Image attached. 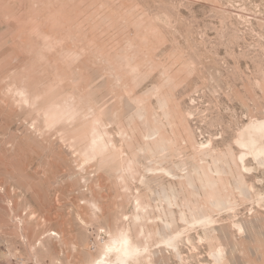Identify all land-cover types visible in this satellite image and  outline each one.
Segmentation results:
<instances>
[{
    "label": "rangeland",
    "instance_id": "374dc122",
    "mask_svg": "<svg viewBox=\"0 0 264 264\" xmlns=\"http://www.w3.org/2000/svg\"><path fill=\"white\" fill-rule=\"evenodd\" d=\"M260 147L264 0H0V264H264Z\"/></svg>",
    "mask_w": 264,
    "mask_h": 264
},
{
    "label": "bare ground",
    "instance_id": "6f19581e",
    "mask_svg": "<svg viewBox=\"0 0 264 264\" xmlns=\"http://www.w3.org/2000/svg\"><path fill=\"white\" fill-rule=\"evenodd\" d=\"M258 139V138H257ZM248 142V141H247ZM252 142V141H251ZM255 143V142H254ZM252 144V143H251ZM262 144V142H261ZM242 145V144H241ZM256 145V144H255ZM254 145H252L253 147ZM262 146V145H261ZM256 148V147H255ZM259 148V147H258ZM257 148V149H258ZM261 148V147H260ZM264 148V147H263ZM261 148L262 150H259L257 153L260 154V153H264V149ZM128 237H121V238H118V240L123 243V244H126L128 243ZM117 241V240H116ZM112 247L110 244L108 245V248ZM124 251L126 252L127 251V248L125 247L124 248ZM94 264H110L109 262H107L105 259H100L99 261L95 262Z\"/></svg>",
    "mask_w": 264,
    "mask_h": 264
}]
</instances>
